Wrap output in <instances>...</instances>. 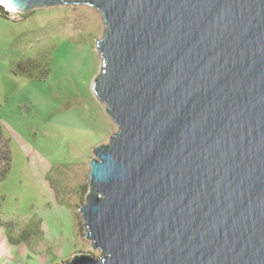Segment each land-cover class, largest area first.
<instances>
[{
	"label": "water",
	"instance_id": "1",
	"mask_svg": "<svg viewBox=\"0 0 264 264\" xmlns=\"http://www.w3.org/2000/svg\"><path fill=\"white\" fill-rule=\"evenodd\" d=\"M101 12L92 91L118 126L60 264H264V0H0Z\"/></svg>",
	"mask_w": 264,
	"mask_h": 264
},
{
	"label": "rangeland",
	"instance_id": "2",
	"mask_svg": "<svg viewBox=\"0 0 264 264\" xmlns=\"http://www.w3.org/2000/svg\"><path fill=\"white\" fill-rule=\"evenodd\" d=\"M0 16V127L11 152L0 181V222L31 246L12 245L0 226V264H60L93 253L80 205L89 193L94 148L118 126L92 91L102 59L104 18L88 6ZM36 60L32 76L18 65Z\"/></svg>",
	"mask_w": 264,
	"mask_h": 264
},
{
	"label": "trees",
	"instance_id": "3",
	"mask_svg": "<svg viewBox=\"0 0 264 264\" xmlns=\"http://www.w3.org/2000/svg\"><path fill=\"white\" fill-rule=\"evenodd\" d=\"M0 16L8 20L9 16L11 15L9 12L5 10L4 7L0 6ZM35 67H36V60L35 61L34 60L23 61V62H20L18 65V68L21 74L25 77L27 76L31 77L32 70H34ZM1 134H2V130L0 127V181L6 178L10 170V162H11V152L8 148V143L3 140ZM1 225H3L4 227L8 229V239L12 245L26 244L29 247L31 246L30 240L27 237L29 236V233L23 232L22 234H20V236H18L17 238H14L11 235L12 223L2 224L0 222V226Z\"/></svg>",
	"mask_w": 264,
	"mask_h": 264
},
{
	"label": "bare ground",
	"instance_id": "4",
	"mask_svg": "<svg viewBox=\"0 0 264 264\" xmlns=\"http://www.w3.org/2000/svg\"><path fill=\"white\" fill-rule=\"evenodd\" d=\"M1 4V3H0ZM4 6V5H3ZM7 10H9V11H11V12H16V10H13V9H10V8H8V7H6V6H4ZM17 13V12H16Z\"/></svg>",
	"mask_w": 264,
	"mask_h": 264
},
{
	"label": "built area",
	"instance_id": "5",
	"mask_svg": "<svg viewBox=\"0 0 264 264\" xmlns=\"http://www.w3.org/2000/svg\"><path fill=\"white\" fill-rule=\"evenodd\" d=\"M0 6L1 7H4L2 4H0ZM5 8V7H4ZM5 10L8 12L9 10H7L6 8H5ZM10 13V12H9ZM10 15H11V13H10Z\"/></svg>",
	"mask_w": 264,
	"mask_h": 264
}]
</instances>
